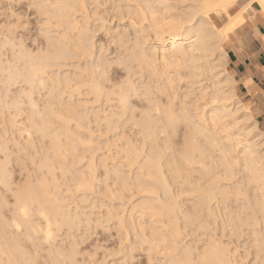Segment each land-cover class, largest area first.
<instances>
[{
    "label": "bare ground",
    "instance_id": "obj_1",
    "mask_svg": "<svg viewBox=\"0 0 264 264\" xmlns=\"http://www.w3.org/2000/svg\"><path fill=\"white\" fill-rule=\"evenodd\" d=\"M51 1L48 4L44 0H35L36 10L49 15H45L44 28L55 27L57 30L53 43L66 42L63 46L67 48L55 44V51H52L55 53L51 56L54 63L50 58L52 63L48 60L44 65L38 63L37 58L35 65H27L28 69L24 70V80L44 88L49 81L47 92L50 95L47 97L52 100L47 104L68 126L66 137L79 143L84 142L81 138L97 137L114 145V149L103 147L110 152H104L102 164L106 171L108 165L110 170L116 167L114 172L120 184L114 190L106 186L107 192L109 197L122 202L131 192L146 195L141 201L134 202L135 205L133 203L128 215L133 233L142 243L148 244L149 261L151 256L159 255L165 259L160 264H246L243 252L241 255L242 250L239 252L240 247L236 244L242 239L244 255H253H250L251 263L264 264V134L257 129L250 110L234 92L235 80L224 66L227 58L223 42L243 21L240 11L230 14L227 10V5L234 0ZM252 2L264 12V0ZM220 13L225 21L217 27L213 16ZM114 19L116 25H110ZM58 58H64V62L61 61L64 64H60L61 59L56 61ZM46 59L39 62L46 63ZM49 62L53 66L57 64L58 75L46 74ZM61 68L65 74L60 72ZM207 75L212 79L211 86L204 84ZM30 95H26L29 101L32 100ZM45 118L40 125L46 123ZM49 127L41 132L50 134ZM55 130L49 143L52 153L64 162L71 150L68 142L72 140L63 141L54 134ZM23 131L26 142L33 148L32 135L26 129L20 130V134ZM177 135L180 141H173ZM146 141L150 145L146 146ZM52 161L45 159L42 163L40 160L52 172L49 174L56 168ZM60 161L55 164L59 166ZM1 164L0 182L8 186L9 175L5 165ZM92 165H86V173L79 172L80 178L75 183L78 192L92 188L89 181L94 176ZM113 165L116 166L113 168ZM118 165L120 170V165L125 166L128 173L120 172ZM157 171L161 174L162 195L156 194V184L157 190L153 184L149 187L142 181L153 179ZM166 171L168 177L164 174ZM168 178L175 182L178 193L172 191ZM44 180H37L40 190L34 183V186L23 183L15 194L11 220L0 219V264H35L36 248H24L23 240L34 243L41 232L44 241L50 242L54 238L53 225L59 224L60 220V223L73 222L74 219L71 221L67 215L63 216V212L60 219L62 210L51 206L60 198L55 196V191L54 196L51 195L49 182ZM150 195L157 197V202L152 201ZM115 209L108 210V215L119 214V209ZM35 211L44 222L42 226L35 223ZM119 217H116L118 225L124 220ZM198 229L203 231L197 233ZM223 237L230 239L224 242ZM73 249L69 252L71 255ZM56 253L59 258L64 255L61 250ZM55 260L56 257L54 261L52 259L56 264Z\"/></svg>",
    "mask_w": 264,
    "mask_h": 264
},
{
    "label": "rangeland",
    "instance_id": "obj_2",
    "mask_svg": "<svg viewBox=\"0 0 264 264\" xmlns=\"http://www.w3.org/2000/svg\"><path fill=\"white\" fill-rule=\"evenodd\" d=\"M236 1L237 0H234L227 5V10L229 13H232L233 10L237 7ZM45 2L52 3L51 0H48V1L44 0V3ZM42 3H43V1H42ZM32 5H34V7H32ZM43 13L44 12L40 13V11L36 10L35 0H0V66H2V68L0 67V70L2 71V72L0 71V96H2V97H0V134H1L0 135L1 136L0 137V143H1L0 144V164L3 163L1 165H3V166L5 165L4 166V169L6 170L5 172H8L7 175H9V176H7L8 177L7 178L8 179V186L6 185L7 187L5 186V184H7V183L4 184V183L0 182V219L1 218L4 219L2 221H5V220L10 221L11 220V218L13 216L12 215L13 211L15 210V194H16L18 188H20V186L23 187V185H24L23 183H26L29 185L31 184L32 186L35 185V187L37 186V188H38V186L40 185L39 183L45 179L44 181L48 180L46 182L52 183V185H50L48 183V187L49 186L51 187V188L49 187V189L51 191V195L54 196V191H55L56 192L55 196L56 197L58 196L60 198L54 203L55 205H53L51 202L52 207L53 206L57 207L58 211L62 210V211H60V214H59L60 219H61V215H62L61 212H63V216L67 215V217H69L71 219V221H72V219H74V220L71 223L70 222L66 223V221H63V223L62 222L60 223L61 220L56 216L58 221L60 220L59 224H61V225L56 224V225L52 226V227H54V228H52L54 238H52L53 240H50V242L44 241L43 237L41 236L42 234L41 235L39 234L41 232L38 233L39 236L38 235L36 236L38 239L35 237V240H33L35 244L31 240H23L24 241V248H36L35 264H55V262H53L55 257H56V260H55L56 264H60V263H62V264H72V263L73 264H155V263L160 264V263L164 262L165 259L159 255L151 256L150 261H149L148 253H147L148 251H146V250H148V247H147L148 244L142 243L140 241V238H138V235L133 233L134 229L130 225V221H129L130 217L128 214H130V210H131V207L133 206V203L141 201L144 198V196L146 197V195H144L142 193L138 194L135 192H131V193H129V195H126L123 197V199H124V200L122 199L123 202L117 201L118 200L117 198L113 199V198H111V196L109 197V195H108V192H107L108 188L107 187L111 186L110 189L114 190L115 188H118V186L120 184V182L117 180V176H115L117 174H115V172H114V169H116V167H115L116 165L115 166L113 165V168L115 167L114 169H112V167L110 166L111 170H110L109 165H108L107 171H106V167L104 169V166H103L104 163L102 161L103 157L105 158V156L107 154L106 152H108V153L110 152V151H106L107 149H104V148L109 146L107 148L114 149L115 148L114 145L112 143L109 144L108 140H106V139L97 138V137H94L91 140H89L87 138L88 143L90 142L89 147H87V145H88L87 139L84 137L83 138L86 140L81 138L82 142L84 141L83 143L76 142L75 140H74L75 141V143H74V141L70 137H66L67 136L66 130H68V128H67L68 126L66 125V123L63 122L62 120L58 119L54 115L53 111L51 110V106H48V104H47V102L50 103L52 100L50 96L47 97V95H50V94H48L49 89H50L49 81H46L47 83H45V88H44V87H41L39 85H35V83L32 85V83L27 82L26 79L24 80V78H25L24 72L28 69V66L30 64L35 65V62H36L35 60H37V58H39L40 61L44 62V59L47 58V57L46 58H44V57L49 55L48 59H46L47 61H45L46 63L39 62V60H37L38 63H42L44 65L48 64L47 62L50 58H51L53 63L55 61L51 57L55 53V52L53 53L52 51H55L54 48H56V47L54 45L55 44L58 45L60 41H58V44L53 43L52 39L56 40L55 38H57V36L55 35V34H57V33H55V32H57V30L54 29L55 27H53V28L49 27L48 28L49 30L46 27L44 28L45 25L42 23H44L43 21H45V18H47L49 15L43 14ZM47 13H49V12H47ZM49 14H51V13H49ZM45 15L47 17H45ZM43 17H44V20H43ZM213 20H214L215 25L217 27H219L224 23L225 17L223 16L222 13H220L219 15L218 14L214 15ZM115 21L116 20L114 19V21L111 22L110 25H113V24L116 25L117 22H115ZM45 24H46V21H45ZM50 29L51 30L53 29V30L51 31ZM49 38H50V40H49ZM93 40H95V37L93 38ZM51 42L53 43V45ZM65 43L63 42V43H60L59 45L62 48L63 47L67 48V47H65L67 45ZM63 45H65V46H63ZM52 46H53V48H52ZM42 58H44V59H42ZM63 59L64 58H58V59H56V61L60 60L59 62L62 65V64H64V63H62V62H64V61H62ZM51 60H49V61L51 62ZM50 62H49L50 65H46L47 66L46 67V70H47L46 74L49 73L50 75H53L52 73H54V74L58 75V73H57L58 70L56 69L57 64H56V66H55V64L53 66V64H51L52 62L51 63ZM224 66L230 72L228 65L224 64ZM15 69H17V70H15ZM61 70L62 71H60V72H64V68H61ZM19 71H20V73H19ZM54 71H56V73ZM12 72L14 73V75L12 74ZM65 73L66 72H64L63 74H65ZM60 74L63 75L62 73H60ZM17 75H19V76H17ZM9 76H10V78H9ZM206 78H208V79H206L204 81V84L211 86L210 83L212 82V79H210L209 75H207ZM10 79L12 81H9ZM5 85H7V86H5ZM34 85L37 86V88ZM208 89H210V87ZM38 90H40V91H38ZM235 90H236V94L238 95L237 87H235ZM25 93L31 94L30 95L31 99H32L31 101H29V99L27 100V96H26L27 94H25ZM24 96H26V97H24ZM18 98H20V99H18ZM47 99H49V101ZM15 100H16V103L14 102ZM18 101H19V103H18ZM20 102H21V105H20ZM30 102H32V104H29ZM13 103H15V105ZM242 103L248 107V109L251 112L252 118L255 120V117H254V114H253V111H252L250 105L244 101H242ZM41 107L44 109V111H43V109L41 110ZM38 109H40V111H42V112H40ZM49 113L52 116H50ZM44 114H46L47 116H45ZM26 115H27V117H26ZM40 116L42 118L46 117L44 119L46 121V123L43 122V126L40 125V124H42L41 122L43 121V119ZM24 117H26L27 119ZM53 117L56 119H53ZM28 118H29V121L31 120L30 123L28 121ZM47 118L49 120L48 122H50L51 126H53V127H51V126L49 127V125H48L49 123L47 122ZM51 118H52V120H51ZM37 119H38V121H37ZM12 120H13V122H14V120L16 122L13 123ZM10 121H11V123H9ZM34 122H35V125H33ZM12 123H13V125H11ZM25 124L27 126H25ZM255 125L257 127L256 123H255ZM23 126L27 127L24 129H26L27 131L29 130L28 132H30V134L32 135V136L31 135L30 136H31L32 140L34 141L33 142L31 140L34 143V147H33L34 149L31 148V146L28 145V143L26 142V139H25L26 136H25L24 131L21 134L19 132L20 130H24ZM45 126L49 127V129H51V130H49L50 134L47 133L45 135V134H43V131L41 132V130L43 128L46 129ZM39 128H41V129H39ZM53 128L58 130V131L55 130L54 134L57 133L58 135L57 134L56 135L60 139H62L63 141L65 140V142H68V141L72 140L71 142H68L71 150L69 151L70 152L69 155L67 154V156H66L67 161L63 162V161L58 160L59 158H57L54 155V153H52L53 152L52 147H51L52 145H51V143H49L52 141H50L51 139H49V138L51 137V133L54 132ZM64 128H66V129L64 130ZM257 129L259 130L258 127H257ZM61 132L64 134V136ZM39 135H41V136H39ZM179 138L177 135L176 138L173 137V141H174V139H176L175 141L178 142V140L180 141ZM103 140L108 142V144L105 143ZM36 141L37 142L39 141V142L37 143ZM109 141H112V140H109ZM177 142H175V143H177ZM72 143H73V145H72ZM78 143H79V145H78ZM103 143H105V144H103ZM81 144L82 145L84 144V146H82ZM111 144L113 147L110 146ZM147 144L150 145V143L146 141V146H147ZM149 145H148L147 150L150 149ZM28 146H30V147H28ZM48 146H50L51 149ZM2 147H3V149H2ZM73 147H74V151L72 150ZM20 148H21V150H20ZM31 149H33V150L36 149L37 151L35 150L36 152H34ZM157 150H158V148H157ZM27 151H29V152H27ZM71 151H73L72 153H73L74 158L72 156ZM42 152H44V153L42 154ZM74 152L76 153V156H75ZM142 155H144V153ZM165 155H167V154H165ZM100 156H101V158H100ZM44 157L46 160H49V159L53 160L57 164L60 161L59 166H62V168L63 167L64 168L60 169V167L52 161L55 165L54 167H56L55 168L56 170L53 169V171H54L53 174H49L52 172L48 171V169L44 166V164H42L45 161ZM78 157L80 159L77 160L76 158H78ZM82 157H84V158H82ZM167 157H170V154H168ZM41 158H43V159H41ZM40 160L42 163L40 162ZM108 160H109V158H108ZM75 161H77V163L79 161V163L81 165L79 163H78V165H76L77 163L75 164ZM90 161L92 162L93 165L94 164L95 165L93 166ZM87 164H88V166H89V164L92 165V167H93L92 172L94 173V176H95V177L93 176V178H92L93 180L92 179L89 180L91 185H92V188H90L91 187L90 186L88 188V190L84 189L85 191L79 190V192H78L77 191L78 189H76V187H75L76 186L75 183L80 178V177H78V175L80 173H86L87 172V170H88V168L86 166ZM42 165H43V167H42ZM65 165L66 166L68 165L69 167L68 166L66 167ZM110 165H112V164H110ZM76 166L77 167L80 166L79 167L80 169L77 168ZM118 167H119V165L117 166V168ZM120 168H121V170L118 168L120 170V172L123 171V173L125 175L128 173V172H126L125 166L121 167V165H120ZM108 169L110 170V172L112 174L109 173ZM61 170H62V173H61ZM163 170H166V168L164 167ZM75 171H76L77 175L75 174ZM105 171L108 174H104V173H106ZM60 174H61V176H60ZM164 174L166 177L169 176V172H167V173L164 172ZM53 175H55L56 178ZM52 177H53V179H52ZM154 177H155V179H154ZM154 177H153V179L147 178L146 180H142V181L143 182L145 181L144 183L149 187L150 186L153 187V185L155 187V184H156V186L158 187V188L155 187V189L156 188L158 189V190L156 189L157 190L156 194L162 195V192H160V191H162V190H160V189H162V184H161V180H160L161 179L160 172L157 171L155 173ZM158 177H160V178H158ZM104 178L106 181H104ZM55 179L58 181L56 182ZM37 180L40 182H38ZM151 180H152V182L153 181L154 182L153 183L150 182ZM168 180H169V178H168ZM171 180L172 179L170 178L169 182H171ZM30 181L32 183H30ZM115 181H116V183H115ZM27 182H29V183H27ZM172 182H174V181H172ZM172 182H171L170 186H171V189H174L172 191H174V193L176 194V192L178 193V187L175 184V182L172 185ZM33 183H34V185H33ZM109 183H111L113 185H111ZM53 184H55V186ZM68 188H70V189H68ZM38 189L40 190V188H38ZM57 189H58V192H57ZM61 191H62V193H61ZM105 192H106L107 196L105 195ZM132 193L138 194L140 196V198L138 195L134 196ZM131 194H132V196H131ZM156 194H153V195L156 196ZM153 195H150L151 196L150 198H153L152 201L157 202V200H156L157 197H154ZM177 199L179 200V197H177ZM137 200H139V201H137ZM156 202H154V203H156ZM135 204L136 203H134V205ZM59 207H60V209H59ZM115 207H116V209H115ZM110 209H115L116 211H117V209H119L117 211V213H119V214L111 217L110 215H108L109 214L108 210H110ZM74 216H76V217L74 218ZM117 216H120L119 218H121V220L124 219L123 221H121L123 226H122V224H119L120 226L117 224V221H116ZM107 217H109L110 219ZM38 218L39 217L37 216L36 211H35V219H36L35 223L36 222H37V224L40 223L39 225L42 226L44 222L41 218H39V219ZM77 218H78V220H81V221L79 222L77 220ZM76 220H77V222H76ZM124 225H125V227H124ZM56 226H57V228H56ZM202 231L203 230L200 229V232H199V229H198L197 233H201ZM135 235H136V237H135ZM137 238L139 239V241ZM223 239H225L223 241L226 242L230 238L223 237ZM76 240H77V242H76ZM231 240H232V238H231ZM240 240L242 241V239H239L236 241L237 243L236 242L235 243L240 247V248H238L239 252L242 250L241 255L243 252L242 256L246 260V261L244 260V262L246 264H250L251 261L253 260V259H251V257L253 255L248 254L249 257H247L246 254H245L246 256L244 255V253H246V252L243 251L245 249L244 248L242 249V246H241L242 243ZM72 242L73 243L75 242L74 245ZM69 243L72 244L74 247L72 245H71L72 247L71 246L69 247L68 246V245H70ZM233 243H234V241H233ZM238 243H240V244H238ZM230 247H233L232 243H230ZM51 249H53L55 251H53ZM72 249H73L74 255L73 254L71 255V253H69L72 251ZM57 250H61V252H64V255H62V257L60 256L61 258H59L57 256V253H56ZM248 250L250 252L252 251V249L250 250V248ZM29 254H31V253H29ZM146 254H147V256H146ZM151 254L153 255V253H151ZM65 255H66V258H64ZM250 255H251V257H250ZM72 256H74V257L71 258ZM57 257H58V259H57ZM52 259H53V261H52ZM249 259H250V262H249ZM59 261H60V263H59ZM153 261H154V263H153Z\"/></svg>",
    "mask_w": 264,
    "mask_h": 264
},
{
    "label": "crops",
    "instance_id": "obj_3",
    "mask_svg": "<svg viewBox=\"0 0 264 264\" xmlns=\"http://www.w3.org/2000/svg\"><path fill=\"white\" fill-rule=\"evenodd\" d=\"M236 2L230 14L240 11L243 21L228 33L223 49L235 80L234 92L237 87L236 95L250 105L257 127L264 134V12L251 0Z\"/></svg>",
    "mask_w": 264,
    "mask_h": 264
},
{
    "label": "snow or ice",
    "instance_id": "obj_4",
    "mask_svg": "<svg viewBox=\"0 0 264 264\" xmlns=\"http://www.w3.org/2000/svg\"><path fill=\"white\" fill-rule=\"evenodd\" d=\"M32 7H34V5H32Z\"/></svg>",
    "mask_w": 264,
    "mask_h": 264
}]
</instances>
